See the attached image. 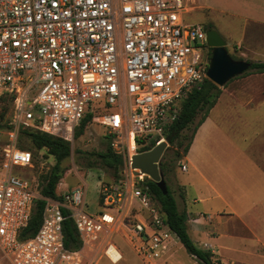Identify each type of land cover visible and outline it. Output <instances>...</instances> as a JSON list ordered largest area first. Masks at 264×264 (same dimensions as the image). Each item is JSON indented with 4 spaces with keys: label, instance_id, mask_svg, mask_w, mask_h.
<instances>
[{
    "label": "built area",
    "instance_id": "built-area-1",
    "mask_svg": "<svg viewBox=\"0 0 264 264\" xmlns=\"http://www.w3.org/2000/svg\"><path fill=\"white\" fill-rule=\"evenodd\" d=\"M191 3L0 0V97L12 102L0 131V264H85V246H112L120 254L111 242L119 231L142 262L159 264L167 239L176 236L146 185L149 178L130 165L141 150L165 141L181 101L208 80L206 29L184 22ZM89 114L121 158L115 182L99 189L95 214L85 211L84 184L42 197L14 171L34 162L20 147L24 131L69 141ZM179 167L186 171L182 161ZM37 199L40 226L21 240ZM65 219L82 243L78 251L63 246Z\"/></svg>",
    "mask_w": 264,
    "mask_h": 264
},
{
    "label": "rangeland",
    "instance_id": "rangeland-1",
    "mask_svg": "<svg viewBox=\"0 0 264 264\" xmlns=\"http://www.w3.org/2000/svg\"><path fill=\"white\" fill-rule=\"evenodd\" d=\"M191 2V0H190ZM255 0H207L204 4L199 5L198 1L191 3L193 11L184 16V22L187 24L200 23L206 30H216L225 41V49L233 60L264 61V25L254 24L244 21L240 17V6L248 8ZM12 113V102L9 97H0V131H2L8 122ZM189 137L190 130L184 132ZM243 139H251V147L254 148V157H256L258 165L264 171V116L258 115L245 129ZM1 138V137H0ZM71 154L69 158L60 163L61 171L65 170L62 179L59 181L57 194L66 188H73L84 184L85 188V211L89 214H95L100 210L99 189L102 183L115 182V174L107 168L104 163L95 154L104 153L108 147L109 140L107 132L98 124L97 120L89 122L83 128L82 133L78 137L69 140ZM187 140H183L185 144ZM23 145L28 146L27 139H23ZM2 141L0 139V157H1ZM179 152L180 157L175 153ZM183 160L181 150L175 145L168 146L161 156L159 163L162 162L170 172L163 177L166 185L174 192L179 211L184 212L181 197L179 195L182 189L176 182H185L186 175L180 171L179 162ZM54 164L53 158L48 155L47 151L40 150L35 153L34 162L30 168H15V173L24 178L34 192H38L37 185L39 176L45 174ZM245 176L241 174V179ZM58 184V185H59ZM194 190L188 189L187 197L184 199L187 211L196 212L199 208L191 204L194 197ZM249 219L248 217L246 218ZM210 228L213 229L217 236L206 237L204 234L196 236L192 231L189 232L192 240L199 242L197 248L208 250L204 247L203 242L211 245L213 264L220 262H229L226 257H238L234 252L250 251V243L245 237H249V233L235 218L227 215L219 217L212 216ZM171 243V251L176 255L179 264H199L191 256H189L181 243H179L173 235L169 236ZM111 242L116 246L122 254L123 260L117 264H145L135 255L133 250L126 241L122 239V232L111 238ZM170 243V244H171ZM172 245V244H171ZM182 246V247H181ZM203 246V247H202ZM106 246H100L95 250H91L85 246L81 250V254L85 264H113L104 255ZM218 257V258H216ZM195 261V262H194ZM160 264V260L158 261ZM236 264L233 262H229Z\"/></svg>",
    "mask_w": 264,
    "mask_h": 264
},
{
    "label": "crops",
    "instance_id": "crops-1",
    "mask_svg": "<svg viewBox=\"0 0 264 264\" xmlns=\"http://www.w3.org/2000/svg\"><path fill=\"white\" fill-rule=\"evenodd\" d=\"M191 1L195 3V0ZM197 1L199 5L207 2ZM239 15L244 21L264 25V0H255L248 8L240 6ZM252 62L264 61L256 59ZM247 72L220 88L215 105L197 128L181 160L186 165V171L180 170L186 175V181L176 183L182 189L188 235L192 231L196 236H217L209 227V220L212 216H230L249 233L250 236L245 238L250 243V251H235L238 257H226L225 260L236 264H264V171L254 157L251 139H243L245 129L258 115L264 116V73L245 75ZM189 188L194 190L191 204L198 206L196 212L187 211L184 199ZM192 242L200 245L195 240ZM170 243L169 240L160 264H179L171 251V246L177 242ZM203 243L211 247L207 242ZM122 260L121 254L119 261H109L117 264Z\"/></svg>",
    "mask_w": 264,
    "mask_h": 264
},
{
    "label": "trees",
    "instance_id": "trees-1",
    "mask_svg": "<svg viewBox=\"0 0 264 264\" xmlns=\"http://www.w3.org/2000/svg\"><path fill=\"white\" fill-rule=\"evenodd\" d=\"M248 62L251 66L249 72L245 75L249 73H264V62ZM220 90L219 87L207 80L199 89L189 91L184 100L181 101L179 114L176 120L167 128L166 137H170L169 146L175 145L176 148L181 150L182 157L186 155L197 128L204 122L210 109L215 105L220 95ZM91 120V114L84 117L74 129L73 137H78L86 124L91 122ZM188 130H190V135L186 137L184 132ZM23 134L28 140L29 145L25 146L22 144L20 146L21 149H27L32 152L33 158L35 157V153H38L40 150H45L54 160L53 166L45 174L39 176L37 185L39 195L50 198L58 197L56 189L65 173V170L61 171L60 163L69 158L71 154L70 142L41 132L24 131ZM107 139L109 140L108 135ZM183 140H187V142L183 144ZM143 151L145 150H141L140 152ZM95 155L100 158L107 168L112 170L113 174H115V179H117L118 170L121 165L120 156L111 150L109 144L104 153H97ZM175 155L177 157L181 156L177 151ZM159 170L162 172L163 177H166L170 172L162 162L159 163ZM102 184H107V182ZM146 185L149 187L153 199L164 212L169 228L175 234L186 253L199 264H213L212 254L206 250L197 248L190 239L187 233L186 215L184 212L179 211L174 192L167 186V192L163 195L155 186V183L149 179H147ZM179 195L182 198V192ZM100 199L101 196H99V201ZM42 209L43 202L37 199L34 202L27 226L19 233V239L23 240L32 237L36 233L41 223ZM62 241L66 249L78 251L82 247L73 223L69 219H65L62 222Z\"/></svg>",
    "mask_w": 264,
    "mask_h": 264
},
{
    "label": "water",
    "instance_id": "water-1",
    "mask_svg": "<svg viewBox=\"0 0 264 264\" xmlns=\"http://www.w3.org/2000/svg\"><path fill=\"white\" fill-rule=\"evenodd\" d=\"M206 44L211 49L207 79L219 88L224 87L230 80L241 76L250 69V63L246 60H233L225 49V41L214 29H207ZM170 137L164 142L154 146L151 150L136 154L131 158L132 169H137L145 174L149 180L155 183L159 191L165 195L167 185L163 174L159 170V160L167 149Z\"/></svg>",
    "mask_w": 264,
    "mask_h": 264
},
{
    "label": "bare ground",
    "instance_id": "bare-ground-1",
    "mask_svg": "<svg viewBox=\"0 0 264 264\" xmlns=\"http://www.w3.org/2000/svg\"><path fill=\"white\" fill-rule=\"evenodd\" d=\"M104 255L112 262H117L121 259V254H119L112 246H109V248L104 251Z\"/></svg>",
    "mask_w": 264,
    "mask_h": 264
},
{
    "label": "flooded vegetation",
    "instance_id": "flooded-vegetation-1",
    "mask_svg": "<svg viewBox=\"0 0 264 264\" xmlns=\"http://www.w3.org/2000/svg\"><path fill=\"white\" fill-rule=\"evenodd\" d=\"M205 29H206V28H205ZM207 52H209V54H210V53H211V49L209 48Z\"/></svg>",
    "mask_w": 264,
    "mask_h": 264
}]
</instances>
